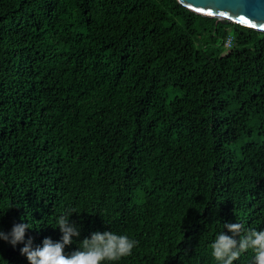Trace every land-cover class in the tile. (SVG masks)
I'll return each instance as SVG.
<instances>
[{"label":"trees","instance_id":"trees-1","mask_svg":"<svg viewBox=\"0 0 264 264\" xmlns=\"http://www.w3.org/2000/svg\"><path fill=\"white\" fill-rule=\"evenodd\" d=\"M66 209L64 254L114 231L138 241L119 264H215L223 223L264 230V32L176 0H0V230L58 242Z\"/></svg>","mask_w":264,"mask_h":264},{"label":"clouds","instance_id":"clouds-1","mask_svg":"<svg viewBox=\"0 0 264 264\" xmlns=\"http://www.w3.org/2000/svg\"><path fill=\"white\" fill-rule=\"evenodd\" d=\"M73 214L77 213L66 209L55 217L51 227L59 229L62 234L58 242L45 238L41 246L33 247L31 239L25 240L26 231L33 229L29 223L14 225L8 232L0 230V241L12 247L23 244L20 254L28 264H119L138 246V241L126 234L97 231L79 243V250L65 255V248L79 240L81 235V228L70 222ZM221 229L209 245L215 264H236L248 253H251L250 264H264V230L246 229L240 223H223Z\"/></svg>","mask_w":264,"mask_h":264},{"label":"water","instance_id":"water-1","mask_svg":"<svg viewBox=\"0 0 264 264\" xmlns=\"http://www.w3.org/2000/svg\"><path fill=\"white\" fill-rule=\"evenodd\" d=\"M185 9L214 18L215 23L239 24L264 32V0H176ZM211 13V15H208ZM248 21L244 23L243 21ZM251 25H255L252 27Z\"/></svg>","mask_w":264,"mask_h":264},{"label":"rangeland","instance_id":"rangeland-1","mask_svg":"<svg viewBox=\"0 0 264 264\" xmlns=\"http://www.w3.org/2000/svg\"><path fill=\"white\" fill-rule=\"evenodd\" d=\"M203 40H205V41L202 43V45L206 46V42H207L206 36H203ZM195 46H196V48H198L200 46L198 41L195 42ZM206 49H207V51H210V52H212L214 50H217L219 52V54H221V55L225 54L226 52L229 51L228 48H226L225 46L221 45L220 39H216V46L209 44ZM174 96H175L174 93H169L168 98L171 99Z\"/></svg>","mask_w":264,"mask_h":264},{"label":"built area","instance_id":"built-area-1","mask_svg":"<svg viewBox=\"0 0 264 264\" xmlns=\"http://www.w3.org/2000/svg\"><path fill=\"white\" fill-rule=\"evenodd\" d=\"M225 47L226 48H231V45H232V38L231 37H228L227 39H226V41H225Z\"/></svg>","mask_w":264,"mask_h":264},{"label":"snow or ice","instance_id":"snow-or-ice-1","mask_svg":"<svg viewBox=\"0 0 264 264\" xmlns=\"http://www.w3.org/2000/svg\"><path fill=\"white\" fill-rule=\"evenodd\" d=\"M208 15H211V13H208ZM243 22L246 23V24L248 23V21H246V20L243 21ZM251 26H252V27H255V25H251Z\"/></svg>","mask_w":264,"mask_h":264}]
</instances>
